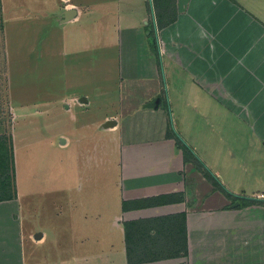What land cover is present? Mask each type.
Listing matches in <instances>:
<instances>
[{"label": "crops", "instance_id": "0c3cea01", "mask_svg": "<svg viewBox=\"0 0 264 264\" xmlns=\"http://www.w3.org/2000/svg\"><path fill=\"white\" fill-rule=\"evenodd\" d=\"M117 1L127 19L126 26L111 19L120 27L123 78L131 87L139 83L131 93L146 88V119L131 129H121L112 114L87 121L83 127L94 132L75 143L79 154L94 156L77 174L69 167L75 144L66 137L60 154L68 168L62 166L58 187L48 178V161L29 164L30 154L24 162L13 133L16 197L0 201V264H130L128 246L145 256L135 264H264V204L252 200L264 202V191L244 193L237 181H226L199 155L194 138L178 132L183 122L189 129L182 112L191 110L213 128H246L264 147V0H169L163 21L155 13L152 25L150 0ZM63 2V11H78L64 23H77L84 10ZM89 104L78 101L85 114ZM105 120L116 125L105 128ZM101 154H117L118 166L106 171ZM35 168L40 189L29 174ZM70 172L79 175L77 192ZM34 204L45 220L32 215Z\"/></svg>", "mask_w": 264, "mask_h": 264}, {"label": "rangeland", "instance_id": "374dc122", "mask_svg": "<svg viewBox=\"0 0 264 264\" xmlns=\"http://www.w3.org/2000/svg\"><path fill=\"white\" fill-rule=\"evenodd\" d=\"M71 1L84 10L75 24L62 21L63 0L0 2V138L5 137L10 146V139L16 134L18 154L24 162L30 154L35 158H29V164L34 160L33 165L45 166L48 161V178L55 187L63 182L62 166L68 168L60 154L62 139H73L69 167L77 174L89 156H94L79 154L81 147L75 143L84 131L94 132L83 127L87 121H103L106 114H112L118 116L121 129H131V123L146 119V88L131 93L128 89L136 90L139 83L131 87L130 80L123 78L120 27H113L111 20L127 25L125 16L118 15V1ZM152 4L156 12L154 0ZM125 13L131 14L129 9ZM152 21L151 14V25ZM143 24L147 25L146 20ZM142 85L145 87L146 81ZM73 97L77 101L73 102ZM82 98L90 100L86 114L78 105ZM175 113L179 116V109ZM182 113L190 124L186 128L189 133L183 129L184 122L178 132L194 138L192 143L198 145L199 155L216 165L222 178L237 181L236 187L244 193L264 191V147L258 141L251 142V137L244 134L246 128L233 126L229 130L221 124H214L213 128L197 120L191 110ZM214 130L219 134L214 136ZM201 137L204 140L199 143ZM99 158L106 171L118 166L117 154H101ZM29 174L36 178L34 187L40 189L41 171L35 168ZM69 177L76 183L79 175L70 172ZM108 177L113 178L109 174ZM44 197L49 201L47 194ZM56 197L55 191L49 199ZM52 205L56 207L55 203ZM30 210L45 220L39 205L34 204Z\"/></svg>", "mask_w": 264, "mask_h": 264}, {"label": "trees", "instance_id": "16d2710c", "mask_svg": "<svg viewBox=\"0 0 264 264\" xmlns=\"http://www.w3.org/2000/svg\"><path fill=\"white\" fill-rule=\"evenodd\" d=\"M156 3V18L158 17V21L162 22L165 18V13L161 9L166 6L169 0H154ZM165 4V5H164ZM164 5V6H163ZM155 7V5L153 4ZM176 15L171 17V21H174ZM161 24V23H160ZM162 25V24H161ZM178 144L181 145L185 150L188 149V146L180 139V137L176 136ZM7 139L2 136L0 138V201L11 200L16 197V188L14 181V144L12 142L13 138L10 139V146L5 141ZM193 157L197 159V163L200 167H203L204 164L200 159H198L195 154H191ZM253 202L263 203L260 201ZM129 241V240H128ZM145 256L135 254L131 248L128 246V262L130 264L141 263L142 258Z\"/></svg>", "mask_w": 264, "mask_h": 264}, {"label": "water", "instance_id": "95a60500", "mask_svg": "<svg viewBox=\"0 0 264 264\" xmlns=\"http://www.w3.org/2000/svg\"><path fill=\"white\" fill-rule=\"evenodd\" d=\"M150 4H151V10H152L153 20L156 23L155 12H154V8H153L152 0H150ZM62 15H63V20L62 21L63 22H66V21H69V20H72V19L76 18L78 16V11L76 9H73V8L66 9V10L63 11ZM114 125H116V121H114V120H107L103 124V127L107 128V127H112ZM64 141H65L64 139L61 140V142H64ZM238 205H239V202H237L236 204H234L233 207L238 206ZM40 235L41 234H39V236Z\"/></svg>", "mask_w": 264, "mask_h": 264}]
</instances>
